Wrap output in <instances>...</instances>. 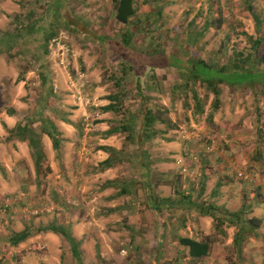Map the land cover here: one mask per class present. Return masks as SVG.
<instances>
[{
    "label": "rangeland",
    "instance_id": "1",
    "mask_svg": "<svg viewBox=\"0 0 264 264\" xmlns=\"http://www.w3.org/2000/svg\"><path fill=\"white\" fill-rule=\"evenodd\" d=\"M8 1V5L2 4V7L7 6V13L1 10L0 15L7 16L13 6L17 7L16 4H11L13 0ZM142 1L144 0H137V9L143 11L147 7L148 13L157 12L156 2L147 6ZM158 1L161 2L160 16L152 20L151 17L145 19L146 16L141 20H133V25L137 23L136 20L141 22L136 24L141 31L135 36V46L137 49H144L150 43L160 45L165 54L155 56H146L121 45L120 26L114 20L115 7L112 0L68 1L62 12L68 27L65 29L59 26V32L65 35L64 42L68 52L63 57L49 52L42 62L51 77L48 84L54 86L55 91L54 96H49L46 101L42 97L46 86L40 85L41 79L38 76L42 65L40 62L34 63V55H23L16 61L0 57L1 137H7L5 127L8 124H16L22 118L41 110L43 115L54 122L57 129L58 126L67 125L77 130L76 127L79 126L78 144L84 148L79 176H71L69 168L64 181L55 178V171L50 168L48 170L46 163L41 166L39 174H36L34 165L26 160H20V165L10 163L16 157L15 154L20 152V143L18 146L13 142L6 143L0 148L3 167L0 171V264H77L71 255L68 241L60 234L58 237L53 236L50 241L46 238V232H41L40 238H32L16 250L11 248L10 237L14 233H19L26 227L42 229L60 222L75 226L72 234L76 235L77 241L82 237L78 251L83 264H169L176 250L181 248L178 244H165L158 239L149 243V239H152L151 228L144 227L157 216L161 219H181L184 214L179 211L180 208L173 215L166 211L162 215L152 216L149 203L141 196L142 190L139 187L132 188L136 191L132 196L124 194L116 197L113 196L114 189L92 187L90 179L86 177L84 153L99 148L97 144L100 143V129L118 128L127 119L121 111L114 114L102 110L109 104V97L117 92H126L123 98L122 95L119 98L122 99V108L131 111L135 117V126L142 119L140 99L155 101L160 108L158 114L163 123H157L155 128L163 133L153 141L152 146L145 143L148 153L154 154L158 160L151 163L155 174L153 173L150 182L158 191L159 199L177 200L189 193V197H193L196 202L210 203L214 191L215 194L230 189H235L238 194L241 193L240 190L245 191V199H250L248 194L257 191L259 185L255 180L258 177L252 174L253 168L249 160H253L252 155L255 154V157H259L258 166L264 170L262 89L259 86L256 90L220 86L218 109L209 121L207 115L212 110L214 93L208 92L199 84L191 85L189 91L185 90L180 85L178 72L169 67L171 56L180 54L179 48L189 35L188 30L195 32L198 31V26H203L204 21L200 19H204L210 5L215 7L210 8V12L216 15L214 20H218V23H211L213 28L207 29L197 39L194 43L197 48L185 47L186 55L190 59H201L221 66L235 54H248L251 43L243 34H248L250 21L241 10L245 3L242 0H217V5L214 4L216 0H198L196 3H192V0ZM200 2V19L190 20L188 10H197ZM6 18V21H12L8 16ZM15 23L11 26L8 22V27L24 29L23 26L28 25L22 19ZM250 36L262 39L258 52L259 55L264 54V36L256 28ZM201 47L202 50H198ZM124 65L129 67L124 70ZM182 67L187 70L190 63L183 62ZM260 69L264 71V64H261ZM117 80L120 89L116 86ZM190 90L197 94L202 109L195 108ZM247 96L249 100L246 99ZM224 104L233 109L239 106L243 110L241 116L238 113L235 115L232 110L229 111L230 117L224 118L221 115L220 118L218 115ZM10 111H13V115H10ZM7 117L10 121L6 122L8 124L3 120ZM215 117L219 123L214 122ZM65 120L70 123L63 122ZM115 134H118L115 143L123 144L121 158L117 157L115 160L118 165L113 171L117 176L115 179H135L134 167L128 164L129 161L133 162L131 153H134V145H128V140L124 139L125 133ZM208 145H214L212 153H206ZM167 172L171 173V179L168 182L162 181L160 173ZM240 173L242 176H239ZM223 182H226L225 185ZM260 187L259 191L263 194L264 185ZM127 203L130 209L126 214L117 210L110 211L111 205L119 207L120 204ZM150 213L151 217L148 216ZM127 215H139L140 220L129 219ZM211 219H208L209 222ZM211 224L212 232L207 237L213 242L212 255L200 264H235L238 260L234 246L232 243L227 244L231 237L227 233L229 227H221L220 232L214 229L213 220ZM246 246V243L242 245L243 248ZM161 248L163 255L158 256ZM247 261V258H243V262L239 264ZM257 264L264 263L259 261Z\"/></svg>",
    "mask_w": 264,
    "mask_h": 264
},
{
    "label": "crops",
    "instance_id": "2",
    "mask_svg": "<svg viewBox=\"0 0 264 264\" xmlns=\"http://www.w3.org/2000/svg\"><path fill=\"white\" fill-rule=\"evenodd\" d=\"M68 1L71 2L72 0H62V1L60 0H13L11 4L12 5L16 4L17 7L15 8L13 6L12 10L8 14H6L8 18H10L12 21H6L7 16L0 15V16H4L0 18V57L5 56V58L7 59L9 57L10 59H14V61H16L17 58L20 59L21 56L23 55L25 57H29L31 55L40 56L42 60L48 57L49 50H48L47 45H45V42H44V37H45L44 35L48 33V31L45 29L46 26L39 25L41 27L40 29L39 27H37L35 31H30L29 30L30 27L27 28L26 25L24 26L25 27L24 29H16V28L8 27V22H10L11 26H14L16 24L15 21H20V19H22L23 22H26L25 24L28 23L29 25H31V27H34L33 25L40 24L39 22H41L42 24L44 22H47L48 24H50L49 21L54 20L57 17L59 18L60 16L62 17V12L64 9H66V7L64 6ZM135 1L137 2V0ZM157 1L158 0H153V1L150 0V1L145 2L144 0L142 1V3H145V5L149 6L150 3L152 5V3L157 2ZM196 1L198 0H192V3H196ZM199 1H208V0H199ZM8 2H9L8 0H0V13H1V10H4L7 13V6L2 7V4L5 3L6 5H8ZM243 2L245 4L242 6L241 10L243 11V13H246L245 17L250 21V23L248 22V25L250 26V30H248L247 35L249 36L253 35L254 29L256 28V31L259 32L261 36L262 35L264 36V0H242V3ZM217 3L218 2L216 0L214 4L217 5ZM201 4H202L201 2L198 4L197 10H193V9L188 10L189 11L188 15H190V20L200 19V16L198 14H200L199 7L201 6ZM210 8H215V7H212L210 5V7L206 9L207 11L204 14V19H200L204 21V23H202L203 26L202 27L198 26L199 29L198 31H195V32L192 30H188V33H192V34L196 33L198 34V36L201 37L206 31V28H205L206 24H210V23L213 24V22L218 23L217 22L218 20H214L216 15L210 12ZM142 10L143 11H140L138 9V11L136 12V16L134 18H139L141 20V18H145L144 16H146L145 19L151 17L150 19L152 20L153 18L155 19L157 17L155 15L156 11L155 13H153V11L151 13H148L149 11L147 7H144V9ZM29 14H33V18H30L28 16ZM51 17L53 18L51 19ZM32 19L33 21H31ZM196 24L198 23L196 22ZM212 24L208 28L209 30L213 28ZM49 26L50 25H48V27ZM52 39L53 37L50 40ZM192 47L197 48L196 45ZM198 50H202V47ZM24 58H22V60ZM72 63H74V61ZM246 99L249 100V96H247ZM252 99H254V96H252ZM232 110H234L235 115H237V113L240 115L241 112H243L242 109H239V106H235L233 109L232 106L228 108L226 104H224L220 108L221 112H219L218 116H220V118H221V115H223L224 118L225 116L230 117L231 113L229 111H232ZM7 118L3 119L4 122L10 123V121H8L9 118L8 119ZM214 122L219 123L218 118L215 117ZM14 126H15V123L13 125L8 124L7 128L12 129ZM58 127H59L58 131L61 133V138H62V142H61L60 149L58 152H55V150L52 147V142L47 136L43 135L41 138V146H42L43 154H44V160L42 161V164L43 163L48 164L49 168L52 171H55V175H56L55 178H58V179L61 178L64 181L66 176L68 175V172L70 171L69 168H71V176H74V177L79 176L78 170L82 168L80 164L82 163L81 157L83 156L82 150H84V148L83 147L81 148L80 144H78V141L80 140H78L77 130L67 125H62ZM108 130H109L108 127H104L100 129V134H99L100 143H98L97 145L99 147L104 146V147H110L114 149L117 153L119 152L117 154V157H120L123 144L121 142L115 143V140H116L115 137L118 134H111L109 136H106L105 133ZM124 139L126 140V137H124ZM153 141H156V139H154ZM19 143L22 145L20 147V152L15 154L16 157L15 158L13 157V159L10 160V163L14 165H20L22 160H26L31 165H34V160L31 157L30 149L26 142L22 143V142L15 141L12 144H14L15 146H18ZM152 143L151 142L149 143L150 146H152L151 145ZM146 144L148 145V143ZM146 144L142 141L137 142L136 139L135 141H131V142L128 141V145H134L133 146L134 153H131L133 157V162L129 161L128 164H132V166L134 167L133 169L136 172V174L134 177L135 179H125L123 181H117V179H115L117 178V176L115 175L113 171L116 170L118 166L116 165L115 161L111 168H108L103 171L97 170L98 165L101 162L105 161L110 156V153L101 151L98 148L97 149L93 148L92 152L91 151L88 152L87 150V153H84L85 158L83 160L84 162H86V169H85L86 177L87 179H90L92 187L103 189V190L114 189L115 193L113 194V196H116V197L121 196L120 191L122 188L125 189L126 194H129L130 196H132L133 192H136V191H133L132 188L136 189V187H139L142 190L141 196H144L146 201L149 195H153L155 196V198H159L158 191L155 190L154 185L150 182L151 177L153 176V173L155 174V168L151 163L152 162L156 163L158 162V160H156L157 157H155L154 154L149 155V156L143 155L144 149L147 148ZM254 150L258 152L257 149H254ZM252 156H254V159L249 160L250 165L253 168L251 172H253L252 174H254V176L258 177L257 180L255 181L259 185V187L256 188L257 191H254L253 194L252 193L248 194L249 195L248 198L250 199L244 198V195H247L245 191L240 190L241 193L238 194V192L235 191V189H230L229 191H223V193L217 192L216 194L214 191L212 192L213 195H211V197L212 196L213 197L212 198L210 197L211 198L210 200H209V197H206V200H209L210 203H213L215 206L219 207L222 211L226 210L230 213H234V212H237L241 207H243V209H246L248 213L246 216V219L252 220V225L245 223V226H247L246 230L248 229L249 230L247 232V237L243 239V244L246 243L247 246L246 248H243L241 246V249H235L236 257L238 260L236 261L235 264H239V262L241 261L243 262V258L248 259V261L244 262V264H254V262L257 264L259 261L264 263V193L262 194V192L259 191V188H261L260 186L264 185V170L262 169V167L258 166L260 164L259 157H255V154H253ZM152 159H154V161H152ZM0 163L2 164L1 161ZM128 169H130L129 166H128ZM39 176L40 175H38V177ZM171 176L172 175L169 172L160 173V178L162 179V181H165V182H168L171 179ZM149 177H150V180L148 179ZM79 180H81V178ZM106 181H112V182L114 181L115 182L114 187H109V188L104 187L103 185ZM96 183H98V185H96ZM225 183L226 182H223V185H225ZM78 184L81 185L80 183ZM224 187L225 186H222V188ZM222 188H220L221 189L220 191H222ZM186 194H189V193H186ZM190 200H191L190 203H185L183 206L179 203L172 205V206H171V203H168L167 205L171 207H167V206L164 207L163 205L161 206L160 204L158 206L159 210H154L152 209L151 205H149V209L152 213V216L162 215V213L166 211L171 212L173 215V212L177 208H180L179 211L184 214V217H181V219H175V218L172 219V218H166V217L161 219L160 217L157 216L155 220L153 218L152 220L148 221V226L144 225V227L145 229L151 228L150 230L152 232V239H149L150 240L149 243H153V240L158 239L160 240L159 242H164L165 244H168V243L177 244L176 239L173 236H171V233H177L179 236L195 238L196 240H202L206 238L207 235L212 232V224H211L212 219L210 217L201 216L200 214H197L196 209L193 207V203H195L196 201L194 200L193 197H191ZM171 201H173V199H171ZM174 201L176 202V200ZM174 201L173 203H175ZM147 203H149V200ZM116 207H117L116 205H111L110 208L112 209H110V211L115 212L117 210V211H121L122 213L126 214L128 209H130V205L128 203L127 205L120 204L119 207L117 208ZM151 213L150 215H148L149 217H151ZM127 216L129 219L139 218L140 220L139 215H135L131 217L130 215H127ZM208 219H211V222H209ZM226 223L227 222H225L224 227L225 226L227 227ZM58 225H60L61 227H66L70 237L74 241L81 243L82 237H79L80 240L77 241L75 239L76 235L72 234V230L74 229L75 226L73 225L70 226V225H67L61 222L58 223ZM228 227H229V230H227V233L231 234V237L229 238L227 244H231L233 242L234 235L238 231V226L234 224H230L228 225ZM29 229L32 231H37V230H40L41 228H36L35 230H33L32 228H29ZM201 231L203 232L202 234H201ZM144 232L145 231H143L142 235L145 234ZM188 232H190V234H187ZM40 235H41V232H38L37 234L31 236V238H29L27 241L31 240L32 238H38V237L40 238ZM53 236L58 237L57 234H54L52 232H46V238H49L50 241L53 240L52 239ZM22 245L23 243L17 245L16 247L11 246V248L12 250H16L18 247ZM162 249L163 248L159 249L158 256L163 255ZM3 264H9V263L3 262Z\"/></svg>",
    "mask_w": 264,
    "mask_h": 264
},
{
    "label": "trees",
    "instance_id": "3",
    "mask_svg": "<svg viewBox=\"0 0 264 264\" xmlns=\"http://www.w3.org/2000/svg\"><path fill=\"white\" fill-rule=\"evenodd\" d=\"M112 1L115 7L114 20L120 26L119 42L121 43V45L125 49L134 50L146 56L164 55L165 51L161 50L160 45L155 46L153 45V43H150L149 46L144 49H137V47L135 46V36L137 32L141 31L136 25L137 23H141L140 21L136 20L137 23L133 25L134 17L136 16V12L138 11L136 7V1ZM156 3L157 12L155 13V15L158 17L161 15L159 7L161 2L158 1ZM28 16L30 18H33V14H29ZM52 18L53 17H51V19ZM31 21H33V19ZM39 23L40 24L36 25L32 24L34 27H31V25L29 24L26 25V27H30V31H35L37 27H39L40 29V26H46L45 29L48 31V35H44V42L45 45H47L48 50L51 41L50 39L52 37L54 38L58 34L59 26L65 29L66 27H68L66 18H63L61 16L59 18L57 17L54 20L49 21L50 24H48L47 22H44L43 24L41 22ZM48 25L50 26L48 27ZM210 26L211 23L206 24V30ZM135 27L136 31H134ZM188 34L189 35H187L186 38L187 40L185 39V41L182 42V45L179 48L180 54L177 55L176 53L174 54V56H171V62L169 64V67L178 72V75L181 79L180 85H182L185 90L189 91L191 85L195 86L199 84L200 86H203L208 92L214 93L215 98L212 103V110L207 115V120L211 121L213 119L214 112L218 109L219 99L217 97L220 96V86H225L229 89H233L234 87H244L248 90H256V87L259 86V88L262 89V92H264V71L260 69L261 64H264V54L259 55L258 52V47L262 42L261 38L253 39L252 36H249L244 33L243 35L251 43L250 52L246 55H244L243 53L235 54L234 56L228 58L224 65L220 66L217 64H209L201 59H190L191 57L189 55H186L185 53V47L187 48L188 46H195L194 43L197 42V39L200 38V36H198V34L196 33L193 35L192 33ZM33 60L34 63L40 62L39 64L42 65L43 60L40 58V56L34 55ZM183 62L190 63V68L185 70V68L182 67ZM43 65L42 71H40L39 73V78L41 79L40 85L46 86V88L44 87L42 95L44 101H46L49 96H54L55 91L54 86L52 87L50 84H48L51 77L45 71ZM127 67H129V65H124V70ZM124 70L121 71L123 72ZM116 86L118 87V89H120L119 80L116 81ZM121 92H117V95L115 94L114 96L109 97V104L103 107L102 110L103 112H112L114 114H117L119 111H121L124 114V117H126L127 119L123 120L124 122L118 128H114L107 131L105 133L106 136L115 134L117 132H123L126 134V139L130 142L135 141L136 139L137 142L142 141L144 143H152L153 140L159 136V134L163 133L162 131L155 128L157 123H163L160 115L158 114L160 112V108L155 103V101H147L146 99H140L142 108V119L140 124L135 126V117L132 115V112L125 111L124 108H122V99L119 97L120 95H122L123 98L124 95H126V92ZM259 92H261V90ZM190 93L195 104V108L202 109V103L198 99V96L195 91L190 90ZM9 113L11 115L13 111H10ZM63 122L67 124L70 123V121L66 120ZM34 125L36 126L34 127ZM5 129L7 137L2 138L0 136V147L6 143H11L15 141L22 143L26 142L30 149V154L34 160L36 174H39L40 168L43 165L42 161L44 160L43 149L41 146L42 136L45 135L50 139L55 152H58L60 149V145L62 142L61 134L59 133L54 122L49 119V117L43 115L41 110H38L35 113H32L22 118L15 124L12 129H8L7 127H5ZM76 129L79 131L81 128L77 126ZM98 149L110 153V156L98 165L97 170L103 171L108 168H111L119 152L117 153L114 149L104 146L99 147ZM143 155H150L148 153L147 148L144 149ZM2 168L3 167L0 163V171L2 170ZM46 168H48L49 170V167ZM148 179L150 180V177ZM114 184V181H106L103 186L109 188L114 187ZM120 194H126L124 188L121 189ZM190 199L191 197H189V194H187L184 195L182 198L177 199L176 202L173 200L175 202L173 203L170 198L159 199L155 198V196L153 195H149L147 198V202L149 200V205H151L152 209L159 210L158 206L160 204L164 207H171L172 205L178 203L183 206L185 203H190ZM168 203H171V206H168ZM193 207L196 209L197 214L212 218V220L214 221V229L217 231L221 232V227L224 226L225 222H227V226L230 224L238 226V231L234 235L232 245L234 246V249H241L243 239L247 237V232L249 230H246L247 226H245V223L252 225V220L246 219V216L248 214L246 209H243V207H241L237 212L230 213L226 210L222 211L213 203L206 202H195L193 203ZM65 228L66 227H61L60 225L51 224L49 226L43 227L39 231H32L28 227H26L23 231L19 233H14L10 237V245L16 247L21 243H25L29 238H31V236L37 234L38 232H52L57 235L60 234L63 238H65L66 241H68L71 248V255L76 261V263L83 264L82 259L80 258L81 255L78 251L79 243L74 241L70 237L67 228ZM171 236L176 239L177 244L181 248L176 250L174 257L169 262V264H181V262H184L183 264H200L201 261L210 257L212 253L213 242L209 237H206L202 240H196L195 238L179 236L177 233H174Z\"/></svg>",
    "mask_w": 264,
    "mask_h": 264
},
{
    "label": "built area",
    "instance_id": "4",
    "mask_svg": "<svg viewBox=\"0 0 264 264\" xmlns=\"http://www.w3.org/2000/svg\"><path fill=\"white\" fill-rule=\"evenodd\" d=\"M63 32H59L51 41L49 44V50L50 53H54L56 56H61L63 57L67 52V46L64 42L65 37H64ZM206 153H212L214 151V145H208L205 148ZM239 176H242L240 173Z\"/></svg>",
    "mask_w": 264,
    "mask_h": 264
}]
</instances>
